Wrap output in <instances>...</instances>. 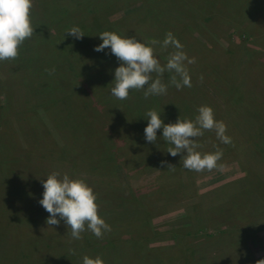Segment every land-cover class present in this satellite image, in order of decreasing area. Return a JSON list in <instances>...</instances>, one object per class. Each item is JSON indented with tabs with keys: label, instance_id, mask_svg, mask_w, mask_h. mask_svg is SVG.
<instances>
[{
	"label": "rangeland",
	"instance_id": "1",
	"mask_svg": "<svg viewBox=\"0 0 264 264\" xmlns=\"http://www.w3.org/2000/svg\"><path fill=\"white\" fill-rule=\"evenodd\" d=\"M32 2L33 37L19 48L17 59L0 61V264H82L84 256L100 257L104 264H142L141 259L158 264L165 249L174 260L169 264H256L264 259V0ZM74 26L84 34L80 40L65 33ZM104 31L146 46L152 40L162 42L171 32L186 55L195 58L187 65L192 87L169 85L166 95L147 100L143 91L134 90L127 100L113 98L110 89L119 62L110 49L93 50ZM153 47L161 65L174 50ZM53 68V74L45 71ZM170 75L164 73L165 84ZM158 103L169 111L181 105L180 112H187L186 105L188 120L200 106L213 109L232 142L223 144L209 132L206 151H197L222 150L216 169L188 171L182 167L184 153L173 157L168 146L164 161L175 171H155L158 163L151 157L161 152L150 153L149 159L137 150L133 154L132 147L147 144L145 113ZM53 171L83 179L97 197L102 219L106 198L122 197L114 204L122 200L127 206V192L135 189L139 214L125 222L104 220L111 229L119 228L115 235L72 240L63 221L58 227L46 224L49 214L38 203L44 191L41 181ZM233 181L231 190L216 192ZM159 190L163 192L155 194ZM175 195L178 200L172 202ZM192 196L205 198V228L200 232L194 219L182 221L186 199ZM156 206L147 224L144 211ZM18 213H26L23 221L15 220ZM223 217L228 219L220 223ZM169 229L176 235L172 239L189 234L174 242L162 235ZM232 234L247 235L249 241H233ZM82 242L86 247L80 250Z\"/></svg>",
	"mask_w": 264,
	"mask_h": 264
},
{
	"label": "clouds",
	"instance_id": "2",
	"mask_svg": "<svg viewBox=\"0 0 264 264\" xmlns=\"http://www.w3.org/2000/svg\"><path fill=\"white\" fill-rule=\"evenodd\" d=\"M32 0H0V61L15 60L19 56V48L26 40L34 35L31 23ZM68 36L76 40L84 37L79 27L67 30ZM102 41L93 50L102 52L110 49L119 62L114 70V80L110 94L117 100H127L130 91H143L144 99L150 96L166 95L169 85L177 90L192 87L191 77L187 65L194 64L195 58H189L182 50L183 46L174 38L171 32L161 41L152 40L150 46L138 42L135 38L121 37L114 32L104 31L99 34ZM65 38V37H64ZM159 45L161 50L174 49L166 57V63L161 65L156 58L154 47ZM53 74L55 69H46ZM170 73L169 83L163 82L164 73ZM155 74V78L153 77ZM197 115L193 120H181L165 125L156 110H148L145 119L148 121L144 128V139L148 143L157 142V130L162 129V138L169 145L167 153L173 157L184 153L181 157L182 167L188 171L201 173L212 171L218 167L222 158V150L212 153L197 151L201 147L196 138L202 137L205 132H214L216 138L223 144H231V138L226 135L227 126L223 121H217L213 109L209 106H200L196 109ZM180 161V162H181ZM161 167L175 171L173 165L161 161ZM156 171V170H155ZM42 199L38 203L49 214L46 224L59 226L63 221L67 233L72 240H81L82 233L90 232L97 239L111 232V227L98 215L99 206L93 189L83 179H72L68 174L61 175L53 171L45 180ZM59 217V219H57ZM70 253L75 254L70 249ZM82 264H104L100 257L89 258L84 256ZM264 264V259L256 261Z\"/></svg>",
	"mask_w": 264,
	"mask_h": 264
},
{
	"label": "trees",
	"instance_id": "3",
	"mask_svg": "<svg viewBox=\"0 0 264 264\" xmlns=\"http://www.w3.org/2000/svg\"><path fill=\"white\" fill-rule=\"evenodd\" d=\"M200 15V14H199ZM197 18V17H196ZM196 19L194 18V21H195ZM192 21V20H191ZM177 40V39H176ZM243 104V101H242V99H240L239 100V105H242ZM181 105H173V106H171V109H170V111L167 109V107L168 106H164L163 104H160V103H158L157 104V106H155L154 108H155V110L158 112V113H160V118L162 119V121H165L166 119H170L171 121H170V123H173V121H176L178 118H180L181 120H185V119H188L189 118V116H190V108L189 107H187L186 105H185V107H186V111L187 112H180L179 111V107H180ZM240 108H241V106H240ZM257 108V107H256ZM165 112H167V113H165ZM192 112V114H193V117L195 118V116L197 115L193 110L191 111ZM174 114L176 115V118H175V116H174ZM165 124H166V122H164ZM242 123H245V122H242ZM246 125H247V123H246ZM257 130L258 129H255L254 131L255 132H257ZM250 132V131H249ZM258 132H260V131H258ZM156 135H157V142L156 143H148L147 142V144L146 145H142V143L140 142L139 143V145L136 147V149L134 148V147H132V150L134 151V153L133 154H136V150L139 152V155L140 156H142V158H145V159H149V157H150V153H152L153 155H154V152L155 151H158L159 153H160V155H156V153H155V156H152L151 157V159L153 158V157H155V160H151V161H156L157 163H158V167L156 168L155 167V169H156V171L158 170V168L159 167H161L160 165H161V161H164V160H166L165 159V156H164V146H168L169 147V145L163 140V138H162V129L161 130H159L158 131V134L156 133ZM210 136V134H209V132H205V134L202 136V137H199V138H196V142L197 143H199L200 145H201V147L199 148L200 150L202 149L203 151H206L205 150V145H204V139H206V137L207 136ZM135 138V139H134ZM130 139H131V137H130ZM133 140H137V136H134L133 135V138H132ZM139 141V140H138ZM248 142H250V141H248ZM251 142H253V141H251ZM253 144V143H252ZM132 154V155H133ZM145 154V155H144ZM165 155H167L166 153H165ZM169 157V156H168ZM262 158H264V156H262ZM258 161V160H257ZM156 163V164H157ZM160 164V165H159ZM154 164L152 163H150V166H153ZM120 166L122 167V164L120 163ZM164 168V167H163ZM154 169V170H155ZM161 170H162V167H161ZM166 170V169H165ZM158 172V171H157ZM128 175V174H127ZM129 177V176H128ZM129 184H130V182H129ZM232 185H235L234 184V181L233 182H231L230 184H226V185H224L223 187H221L220 189H219V191H216V192H218L219 193V195L220 194H222V193H225V192H227V191H229V190H231L229 187H231ZM246 185H247V183H245L244 184V186L246 187ZM236 186V185H235ZM129 188H133V185L132 186H130ZM242 189H243V187H242ZM242 191V190H241ZM245 191H249V189L248 188H246L245 189ZM136 192H138L136 189L135 190H131V191H129V192H127V194H128V197H126V201L128 202V205L126 206V205H124V204H121V203H119V202H122V200H120L119 202H117V204H118V206H116L115 204H114V202H116V200H119V199H121L122 197H117V198H115V197H113V196H110V198H106L103 202L105 203V207H104V210L102 211V214H104V213H106L105 214V216H103V218H104V220H106V222L107 221H111L112 222V220H111V218H113V219H123L124 220V222H125V220H126V218L128 217V216H132V218L135 216V215H138L139 214V209H140V206L138 205V203L140 202V200H139V196H135V193ZM153 193H151V194H154V191H152ZM161 192H163V190H159V191H157V192H155V194H159V193H161ZM149 193H145V195H148ZM22 196H23V194H22ZM167 198L168 197H166L164 200L169 204V202L170 201H168L167 200ZM205 198L203 197V196H192V197H189L188 199H186V209H185V217L183 218V220L182 221H184V220H192V219H194L195 221H196V225H197V228H196V232H200V231H202L205 227H204V224H205V221H206V215L203 213V211H204V209H203V205H202V202H203V200H204ZM161 198L159 199V202H161ZM178 199H177V196L175 195V197H174V199L172 200V202L173 201H177ZM225 200V199H224ZM220 201H223V198H222V200H220ZM121 204V205H120ZM32 206H33V204H31ZM166 207V205L164 206V207H162V208H165ZM159 209V206H156V207H154L153 208V210H149L147 213H145V211H144V219L146 218V220H145V222L147 221V224H150V219H151V217L152 216H155V214H156V210H158ZM191 209V210H190ZM32 210V209H31ZM38 210V209H37ZM154 212V213H153ZM24 214H26V213H18V214H16L15 215V220L16 221H23V219L25 218V215ZM212 218V217H211ZM131 219V218H130ZM213 219V221L214 222H218V220L217 219H215V218H212ZM221 218H219V220H220ZM223 220L221 221L220 220V223H222V222H224L225 220H227L228 219V217L225 219V217H223L222 218ZM211 220V219H210ZM144 222V223H145ZM114 223V222H113ZM112 223V224H113ZM199 224H201L200 226H199ZM123 225V224H122ZM192 225V224H191ZM195 225V226H196ZM213 226H216V225H213ZM216 228V227H215ZM118 230H119V228H113V229H111V232H108V233H113V235H115L116 233H118ZM206 230V229H205ZM219 229L218 228H216V231H218ZM124 233H126L127 235L130 233V231H128L127 229H124V231H123ZM123 232L121 233V234H123ZM196 232H190V234H192V233H196ZM175 232L174 231H172V230H167V231H165L162 235L165 237V236H168V239L169 240H174V242H176V240L178 241V240H181L182 238H184V235L186 236V235H188L189 233H185L184 235H181V237L180 236H178V233H176L177 234V238L176 239H172V237H176V235L174 234ZM153 234L154 235H157V234H155V233H150V235H151V237L153 236ZM242 234H245V233H242ZM86 235H87V237H89V239L91 240V238L93 237V235L91 234V233H88V234H85V237H83V238H86ZM231 239L233 240V241H237V242H245V243H247L248 241H249V239H248V236L247 235H245V236H239L238 235V237H237V235L236 234H232L231 236ZM166 238V237H165ZM119 239L120 238H118V241H119ZM130 241H132V240H130ZM204 244V242L201 244V245H203ZM84 247H86V246H84L83 245V242L82 243H80L79 244V249L81 250V248H84ZM75 249L76 248H74V249H72V250H74V252H75ZM78 249V248H77ZM78 249V250H79ZM91 250H93V248H90ZM79 250V251H80ZM134 251H135V249H133ZM169 251H170V249H168V250H166L165 249V255H164V260H162L161 262H157L156 261V263H158V264H160V263H162V262H164V261H168V264L170 263V262H172L173 263V261L170 259V254H169ZM194 253V252H193ZM71 254V259H73L74 257H75V255L74 254H72V253H70ZM194 254H197V253H194ZM198 255V257L199 256H201V254H197ZM144 256H146V254L144 255ZM66 259V258H65ZM63 261H65V260H63ZM145 260H143V259H141V261H140V263H142L143 264V262H144ZM185 262H186V260H185ZM171 263V264H172Z\"/></svg>",
	"mask_w": 264,
	"mask_h": 264
}]
</instances>
